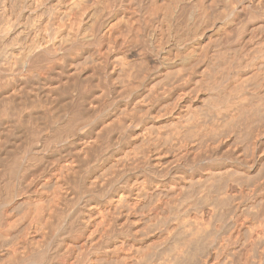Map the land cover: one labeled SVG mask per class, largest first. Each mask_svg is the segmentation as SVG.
I'll use <instances>...</instances> for the list:
<instances>
[{"label": "bare ground", "instance_id": "obj_1", "mask_svg": "<svg viewBox=\"0 0 264 264\" xmlns=\"http://www.w3.org/2000/svg\"><path fill=\"white\" fill-rule=\"evenodd\" d=\"M206 2L225 16L203 41L194 0H0V264H208L206 230L180 220L183 207L195 200L207 216L232 192L243 204L263 191L264 164L258 177L245 168L264 159V141L244 152L225 143L252 131L264 108V0ZM197 44L200 57L185 58ZM192 92H206L211 108L172 138L198 147L181 154L192 173L175 171L172 184L145 176L142 189L122 182L127 146L151 111L181 110ZM93 124L94 135L83 132ZM246 254L238 264H264Z\"/></svg>", "mask_w": 264, "mask_h": 264}, {"label": "rangeland", "instance_id": "obj_2", "mask_svg": "<svg viewBox=\"0 0 264 264\" xmlns=\"http://www.w3.org/2000/svg\"><path fill=\"white\" fill-rule=\"evenodd\" d=\"M194 3L197 5V7H199L198 9V12H200L201 10V15H202V18L203 20L206 22L204 23V26H203V30H201V34L203 35L204 40H206L209 36V30L213 29L214 28V24H216V21L217 19H221L225 16V13H224V9L221 7H214V6H211L208 2H206V0H194ZM202 6V7H201ZM202 8V9H201ZM210 10V11H209ZM198 12H197V15H198ZM203 12V13H202ZM222 12V13H221ZM195 16L196 14L193 15L192 19H195ZM208 35V36H207ZM207 36V37H206ZM248 36V35H247ZM247 39V38H246ZM202 41V42H203ZM260 42L258 41V39H256V41L254 40L253 43L251 44H248L250 46H247L246 50L248 51H252L251 49L253 48V46H257ZM198 46V47H197ZM243 45H234L231 47V50L233 53H237L238 49L236 48H239V51L243 50ZM192 48V50H191ZM189 49V50H188ZM187 50H185L183 52V56L187 59H197L200 57V53L202 54L203 53V50L201 48L200 45H193L192 47L188 48ZM235 49V50H234ZM242 50L240 52H242ZM202 51V52H201ZM238 51V53H240ZM175 54V53H173ZM172 54V55H173ZM199 54V55H198ZM241 54V53H240ZM195 56V57H194ZM192 57V58H191ZM197 57V58H196ZM261 65V64H258V66ZM263 66V65H261ZM260 66V68H261ZM207 78V76H205V79ZM200 79H204V76L203 78L201 77ZM197 92V91H196ZM194 94V92H192V95L191 97L186 101L185 103V106L184 108H182L181 110H174L172 111L171 113V110H172V107L173 106H170V113L167 114V111L165 112V107L163 108L162 106H159L157 108H155L153 111H151L150 113V116L148 117L149 119V122H147L148 120L146 119V124H144V126L141 127V129L138 131V133H136L137 135H135V138L132 140L131 144H129L127 146V152L129 151H132V152H128L129 154H126L125 156L124 155V159H123V167L125 166V173L123 174V177H122V182H135L136 180L139 181V184L138 182H136L135 185H137L136 187L139 189H142L144 186L142 184V179L146 176V177H153L155 176L157 179L161 178V179H165V181L167 182V184H172L173 181V174L175 171H183L184 172H187L188 174H191L192 172L190 171L191 169H189L190 167H188V162L187 160V157H182L181 154L185 153V150L188 149L191 151L192 149V152H194V154H196L199 150L197 149L198 147L196 145H191L192 142L188 143H184V141H182L180 144L179 141L176 142L174 139L172 138H175V135H174V128L178 125H181V124H186L189 122V124H193L195 123L198 118H200L202 115V112L204 113H208V110H210L211 106L209 104V100H208V94L206 92H202V93H199V94ZM142 94V93H141ZM264 94V93H263ZM141 99H143V94L141 95ZM175 97H173L172 101H174ZM203 103V104H202ZM208 103V104H207ZM171 105H173L171 103ZM141 107H142V111H146L144 104L141 103V105L137 108V109H140L139 111H141ZM160 107H162L161 109H159ZM163 109V110H162ZM158 110V111H157ZM205 110V111H204ZM262 110V111H261ZM258 111V114L257 115V118H256V121H255V125H253V130H249L247 129L246 127H244V129L242 128H239L236 132V135L235 136H232V138L230 137L228 139V142L225 143V146H227L228 148H231L232 149H238V151H245V148H249V146L253 143V142H262L264 141V135L261 136L259 139L256 137L257 136V132L258 129H264V108L261 109ZM112 111V110H111ZM111 111H107L105 114H109ZM164 111V113H163ZM177 111V112H176ZM159 112V113H158ZM191 112V113H190ZM112 113V112H111ZM139 113V112H138ZM144 113V112H143ZM200 113L202 115H200ZM263 113V114H261ZM104 114V115H105ZM153 117H151L152 115ZM157 114V115H156ZM195 114V115H194ZM198 114V115H197ZM105 115V116H106ZM113 115V114H112ZM168 115V116H167ZM193 115V116H192ZM160 118H159V117ZM162 116V117H161ZM172 116V117H171ZM183 118H182V117ZM157 117V120H155L154 118ZM179 117V118H178ZM192 117V119H191ZM260 117V118H259ZM151 118V119H150ZM159 118V119H158ZM241 118V117H240ZM238 118V119H240ZM153 119V121H152ZM262 119V120H261ZM193 120V121H192ZM260 122V123H259ZM98 124V123H97ZM178 124V125H177ZM260 124V125H259ZM96 124L94 125H91L90 127H88L87 129H84L83 132L85 131H89V130H92L93 133L92 135H94L96 133V131L99 130V128H96ZM169 126V127H168ZM262 127V128H261ZM146 131H144V129ZM151 130V132L148 130V129ZM157 128V129H156ZM159 128V130H158ZM166 128V129H164ZM258 128V129H257ZM147 129V130H146ZM169 129V130H168ZM241 129V130H240ZM247 129V130H246ZM240 130V131H239ZM143 131V132H142ZM148 131V132H147ZM141 132V133H140ZM168 132V133H167ZM237 133H240V134H237ZM143 134V135H142ZM243 134V135H242ZM247 134V135H246ZM127 136L128 134H126L124 136V139H123V143H125L126 139H127ZM168 136H171L170 139L168 138ZM173 136V137H172ZM245 136V137H244ZM249 136V137H248ZM263 137V138H262ZM165 138V139H164ZM168 138V139H167ZM247 138V139H246ZM250 138V139H249ZM256 138V139H255ZM165 141H164V140ZM166 139L168 140V142L166 141ZM176 139V138H175ZM255 139V140H254ZM262 139V140H261ZM144 140V141H143ZM238 140V141H237ZM247 140V141H246ZM249 140V141H248ZM143 143H142V142ZM175 141V142H174ZM236 141V142H235ZM240 141V142H239ZM128 142V141H127ZM149 142V143H148ZM251 142V143H250ZM148 145H147V144ZM188 143V144H187ZM241 143V144H240ZM152 144V145H151ZM158 144V145H156ZM183 144V145H181ZM250 144V145H249ZM188 145V146H186ZM192 147H191V146ZM262 145H264V142L262 143ZM142 146V147H141ZM156 146V148H155ZM186 146V147H185ZM196 146V147H195ZM240 146V147H239ZM191 147V148H190ZM237 147V148H236ZM243 148V149H242ZM157 149V150H155ZM159 149V150H158ZM143 150V151H142ZM169 151V152H167ZM243 151V152H244ZM143 152V153H142ZM164 152V153H163ZM133 153V154H132ZM131 154V157L129 156ZM140 154H142L140 156ZM135 155V156H134ZM136 157L134 159V157ZM161 156L162 158V163H164L165 165H167V168L165 169V171L163 172H160L159 174H156V170L154 169V164H156V162L158 161V157ZM175 156H180L181 158L174 164V163H171L170 164V161L175 157ZM126 157V158H125ZM172 158V159H171ZM127 159V160H125ZM130 159V160H129ZM263 163H262V162ZM174 164V166H173ZM264 164V159L260 160V161H257L256 163H254V166L253 168H245V170H247L246 172L251 175V176H256L257 173L259 174L260 173V170L261 169V165ZM127 165V166H126ZM150 165V166H149ZM132 166V167H131ZM264 167V165H263ZM262 167V168H263ZM259 168V169H258ZM183 169V170H182ZM154 170V171H153ZM262 172H264V169L262 170ZM260 173L261 176H262V179H261V188L263 189L262 193L260 194H257L255 195L253 198L254 200L252 199H249L248 201H245L243 204H239L237 203V195L238 193L236 192H232L231 193V198L234 199V200H231L233 203L231 204V201L229 200L227 203L226 200H228L227 198L225 199H222L224 201V204L223 205H226V206H223V210H220L222 208H219L220 211L217 212V214H212V215H205L204 212H203V205H199L201 203H196L195 200L194 202L193 201H190V202H187V204L183 207L186 209V212L184 210H182V215H180V220H182L183 222H190L191 223V228L192 229H195V231L197 230H202L205 231L203 232V239L201 241V247L202 249L204 250L203 252V255L205 256V259L207 261L208 264H238L240 260H242V256L244 257L246 252H247V257L249 256L250 258V262H255V261H264V221L260 219V217L258 216L260 214V211L261 210H264V178H263V173ZM259 174V175H260ZM263 174V175H262ZM258 175V176H259ZM256 176V177H258ZM154 178V177H153ZM139 185H142V188H140ZM185 186L186 184L185 183H182L180 184V186ZM263 185V186H262ZM152 187V186H151ZM154 188V187H152ZM154 190V189H152ZM180 190V189H179ZM112 194V192L110 193V195ZM234 195V196H233ZM259 195V196H258ZM237 196V197H235ZM228 197V196H227ZM234 197V198H233ZM117 201L114 202V208H113V212L115 213L116 217L119 216L117 213H119V209H120V199H119V196L117 197V195L115 194V197ZM230 198V199H231ZM260 198V200L258 199ZM119 199V200H118ZM256 199L258 201H256ZM263 202L262 204L260 203ZM226 202V203H225ZM251 202V203H250ZM257 202V203H255ZM235 203V204H234ZM238 205H237V204ZM255 203V204H253ZM261 204V207L259 206ZM248 204V205H247ZM255 205L254 207L251 205ZM189 205V206H188ZM251 207H250V206ZM117 206V207H115ZM220 206V205H219ZM242 206V207H241ZM248 208H247V207ZM263 206V208H262ZM119 207V208H118ZM226 207V208H225ZM237 208V209H236ZM254 208V209H253ZM190 209V210H189ZM261 209V210H260ZM115 210V211H114ZM247 210V211H246ZM118 211V212H117ZM201 211V212H200ZM251 211V212H250ZM253 213V214H251ZM259 213V214H258ZM219 214V215H218ZM245 214V216H243ZM140 214H138V217ZM185 215V218L184 216ZM187 215V217H186ZM190 217H189V216ZM203 217H202V216ZM256 215V217H255ZM259 218H258V217ZM183 217V219H182ZM225 217V218H224ZM229 217V218H228ZM192 220H191V219ZM210 218V219H208ZM191 221H189V220ZM204 219V220H203ZM224 219V220H223ZM204 222H203V221ZM209 220V221H208ZM223 221V222H222ZM217 222V223H216ZM221 222V223H220ZM227 222V223H226ZM204 223V225H203ZM208 223V224H207ZM211 223V224H210ZM215 224V226H214ZM235 224V225H234ZM194 225V226H193ZM209 225V226H208ZM257 225V226H256ZM239 226V227H238ZM260 226V228H259ZM233 227V228H232ZM258 229H257V228ZM204 228V229H203ZM219 228V229H218ZM226 228V229H225ZM231 228V229H230ZM211 229V230H210ZM251 229V230H249ZM256 229V230H255ZM261 229V230H259ZM263 230V231H262ZM210 232V234L208 232ZM212 231V232H211ZM232 231V232H231ZM246 231V232H245ZM238 232V233H237ZM249 232V233H248ZM257 234H256V233ZM262 232V233H261ZM218 233V234H217ZM260 233V234H259ZM236 235V236H235ZM249 235V236H248ZM250 235H252L253 237H251ZM260 235V237H259ZM212 236V237H211ZM260 239H259V238ZM262 237V238H261ZM205 238V239H204ZM255 238V240H254ZM210 239V240H209ZM205 240V242H204ZM214 240V241H212ZM225 240V242L223 241ZM229 243H228V241ZM254 240V241H253ZM37 240H33V242H36ZM246 241V242H245ZM57 242H58V239H54L53 240V244L52 246H50L49 248V252H53L54 248L56 247L57 245ZM204 242V243H203ZM212 242V243H211ZM243 242V243H242ZM159 243V242H158ZM161 243V242H160ZM159 243V244H160ZM215 245V247L217 248L219 246V244H224V246L218 250V248H214L213 246H211V244ZM233 243V245H232ZM247 243V244H246ZM249 243V244H248ZM153 244V248L151 249H154L155 248V251L156 249L158 248L159 244ZM162 244V243H161ZM160 244V245H161ZM230 244V245H229ZM253 244V245H252ZM256 244V245H255ZM248 245V246H247ZM230 246V247H229ZM250 246V247H249ZM129 248L131 246H128ZM160 247V246H159ZM211 247V248H209ZM259 247V248H258ZM261 247V248H260ZM129 248H126L125 250L126 252L129 251ZM208 248V249H207ZM240 248V249H239ZM249 248V250H248ZM251 248V249H250ZM255 248L257 250H255ZM150 249V250H151ZM230 249V250H229ZM236 249V250H235ZM243 249V250H242ZM149 250V251H150ZM221 250V251H220ZM241 250V251H240ZM155 251H150V252H155ZM207 251V253H206ZM257 251V252H256ZM261 251V252H260ZM217 252V254H216ZM228 252V253H227ZM245 252V254H244ZM250 254H249V253ZM251 252L253 254H251ZM225 255H223V254ZM231 253V254H230ZM239 253V255L236 254ZM256 253V254H255ZM260 253V254H259ZM210 254V255H209ZM207 255V256H206ZM216 255V256H215ZM218 255V256H217ZM256 257H255V256ZM224 256V257H223ZM233 256V257H231ZM218 257V258H217ZM241 258V259H240ZM218 259V260H217ZM225 261H224V260ZM232 259L234 261H232ZM240 259V260H239ZM254 261H253V260ZM223 260V261H222ZM238 260V262H237ZM34 261V260H33ZM36 262H38V264H44L43 262L39 263L40 262V258H37L35 259ZM214 261V262H213ZM227 262V263H226ZM236 262V263H235Z\"/></svg>", "mask_w": 264, "mask_h": 264}]
</instances>
